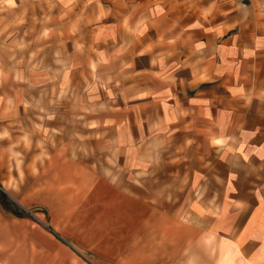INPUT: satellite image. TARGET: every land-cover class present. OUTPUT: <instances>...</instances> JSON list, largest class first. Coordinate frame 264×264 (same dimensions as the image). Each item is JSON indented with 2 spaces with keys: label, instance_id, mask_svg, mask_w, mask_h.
Listing matches in <instances>:
<instances>
[{
  "label": "crops",
  "instance_id": "1",
  "mask_svg": "<svg viewBox=\"0 0 264 264\" xmlns=\"http://www.w3.org/2000/svg\"><path fill=\"white\" fill-rule=\"evenodd\" d=\"M55 3L89 139L43 142L46 219L0 210V264H264V0Z\"/></svg>",
  "mask_w": 264,
  "mask_h": 264
},
{
  "label": "rangeland",
  "instance_id": "2",
  "mask_svg": "<svg viewBox=\"0 0 264 264\" xmlns=\"http://www.w3.org/2000/svg\"><path fill=\"white\" fill-rule=\"evenodd\" d=\"M55 1L0 0V96L15 95L18 85L26 98L29 92L35 98L32 106L25 101L16 116L14 104L6 101L1 108L0 99V192H6L14 204L10 209L2 205L0 210L15 217L29 211L42 223L47 211L35 193L43 181V163L37 161V154L43 152L45 140L61 135L74 138L77 123H83L84 139L88 140L90 125L86 113L91 88L85 82L90 74L86 68L75 67L83 52L70 43L64 45L56 33L60 21ZM66 91L69 99L65 107L60 102L65 103ZM75 91L80 94L78 104L83 105L84 115L75 114V99L70 100ZM84 149L90 148L85 145Z\"/></svg>",
  "mask_w": 264,
  "mask_h": 264
},
{
  "label": "trees",
  "instance_id": "3",
  "mask_svg": "<svg viewBox=\"0 0 264 264\" xmlns=\"http://www.w3.org/2000/svg\"><path fill=\"white\" fill-rule=\"evenodd\" d=\"M0 193H1V202H2V205L4 207H6V208H9V209L11 207H13L14 204L8 200L7 195L3 191H1ZM16 211H18V210H16ZM17 213H19V211Z\"/></svg>",
  "mask_w": 264,
  "mask_h": 264
}]
</instances>
